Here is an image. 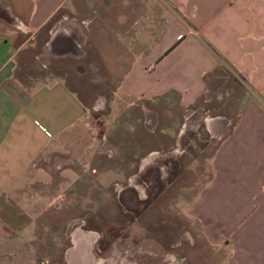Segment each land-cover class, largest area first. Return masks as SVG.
<instances>
[{
  "label": "rangeland",
  "instance_id": "rangeland-1",
  "mask_svg": "<svg viewBox=\"0 0 264 264\" xmlns=\"http://www.w3.org/2000/svg\"><path fill=\"white\" fill-rule=\"evenodd\" d=\"M36 2L42 5L0 0V30L15 44L17 76L29 83L63 80L87 106L63 141L65 156L41 160L51 174L39 188L46 199L37 208V264H221L224 254L204 235L191 203L211 179L219 142L206 122L237 115L246 84L225 64L190 102L174 86L141 91L148 80L135 77L137 61L149 64L147 54L166 41L186 36L179 49L190 42L176 27L189 20L185 0H64L34 26L27 15ZM139 19L147 27L149 20L161 23L154 35L152 26L143 29L140 46L131 30ZM187 51L197 54L191 44ZM198 74L193 68L180 80L191 93ZM69 165L75 174L65 173ZM76 249L88 257L80 261L70 253Z\"/></svg>",
  "mask_w": 264,
  "mask_h": 264
},
{
  "label": "crops",
  "instance_id": "crops-1",
  "mask_svg": "<svg viewBox=\"0 0 264 264\" xmlns=\"http://www.w3.org/2000/svg\"><path fill=\"white\" fill-rule=\"evenodd\" d=\"M41 2L29 11L28 24H45L64 0ZM185 5L189 20L176 27L188 32L187 47L178 46L186 36L164 42L159 52L147 54L152 69L137 61L135 77L148 80L141 91L157 93L174 86L186 102L203 95L210 74L225 64L246 84L237 115L220 113L206 122L219 142L211 179L191 207L204 235L223 252L221 264H264V0H185L181 7ZM148 23L152 28L145 20L133 23L138 46L144 28H151L153 35L161 28L154 20ZM172 28L170 24L168 29ZM10 36L0 30V264H37L33 242L37 208L46 199L39 188L45 175L51 174L41 160L64 155L63 141L82 120L87 106L63 80L29 83L17 76ZM189 44L196 46L197 54L187 51ZM193 68L200 80L196 93L180 81L189 78ZM160 83L168 85L160 87ZM75 171L69 165L65 173ZM70 253L80 261L88 257L80 249Z\"/></svg>",
  "mask_w": 264,
  "mask_h": 264
},
{
  "label": "built area",
  "instance_id": "built-area-1",
  "mask_svg": "<svg viewBox=\"0 0 264 264\" xmlns=\"http://www.w3.org/2000/svg\"><path fill=\"white\" fill-rule=\"evenodd\" d=\"M47 133H48V134H51V132H50L49 130H47Z\"/></svg>",
  "mask_w": 264,
  "mask_h": 264
},
{
  "label": "bare ground",
  "instance_id": "bare-ground-1",
  "mask_svg": "<svg viewBox=\"0 0 264 264\" xmlns=\"http://www.w3.org/2000/svg\"><path fill=\"white\" fill-rule=\"evenodd\" d=\"M208 119H210V118H208Z\"/></svg>",
  "mask_w": 264,
  "mask_h": 264
}]
</instances>
